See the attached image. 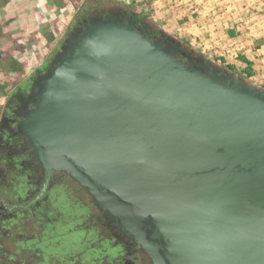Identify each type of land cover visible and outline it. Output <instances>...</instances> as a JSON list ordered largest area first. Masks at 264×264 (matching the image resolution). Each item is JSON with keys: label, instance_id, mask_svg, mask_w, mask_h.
<instances>
[{"label": "water", "instance_id": "obj_1", "mask_svg": "<svg viewBox=\"0 0 264 264\" xmlns=\"http://www.w3.org/2000/svg\"><path fill=\"white\" fill-rule=\"evenodd\" d=\"M119 15L86 22L19 122L150 264H264V91Z\"/></svg>", "mask_w": 264, "mask_h": 264}, {"label": "rangeland", "instance_id": "obj_2", "mask_svg": "<svg viewBox=\"0 0 264 264\" xmlns=\"http://www.w3.org/2000/svg\"><path fill=\"white\" fill-rule=\"evenodd\" d=\"M244 7L235 9L249 21L242 29L262 39L256 44V77L240 79L264 91V0ZM121 13L133 24L143 21V14L130 16L124 0H0V205L10 215L8 234L0 233V264H150L107 227L74 179L55 173L45 182L18 129L43 80L85 23ZM170 41L188 49L186 41Z\"/></svg>", "mask_w": 264, "mask_h": 264}, {"label": "crops", "instance_id": "obj_3", "mask_svg": "<svg viewBox=\"0 0 264 264\" xmlns=\"http://www.w3.org/2000/svg\"><path fill=\"white\" fill-rule=\"evenodd\" d=\"M249 1L124 0L130 7V16L143 14L140 24L157 37L186 41V53L191 57L200 62L206 57L220 63L222 68L211 64L239 80L256 77L254 60L260 52L256 44L262 39V36L253 37L242 29L241 25L249 21L235 11L245 9Z\"/></svg>", "mask_w": 264, "mask_h": 264}, {"label": "flooded vegetation", "instance_id": "obj_4", "mask_svg": "<svg viewBox=\"0 0 264 264\" xmlns=\"http://www.w3.org/2000/svg\"><path fill=\"white\" fill-rule=\"evenodd\" d=\"M106 18H112V17H103V18H101V20H104ZM186 58L191 59V57H186ZM192 63H193V61H192ZM18 129H19V122H18ZM27 147H29V146H27ZM32 163L34 166H35V164H37V167H39V164L35 160H32ZM40 171H41V168H40ZM41 173H42V171H41ZM55 173H60V172H54L51 176H46L44 173H42L45 182L52 180L54 178ZM8 214H9L8 210H5L3 208V206L0 205V233L2 234V236L8 234L7 218L10 217V215H8ZM128 242H129L130 246H134L137 249V247L135 245H133L130 241H128Z\"/></svg>", "mask_w": 264, "mask_h": 264}]
</instances>
